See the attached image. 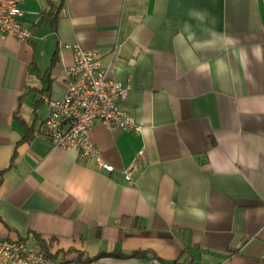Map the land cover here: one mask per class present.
I'll return each mask as SVG.
<instances>
[{"label": "crops", "instance_id": "obj_1", "mask_svg": "<svg viewBox=\"0 0 264 264\" xmlns=\"http://www.w3.org/2000/svg\"><path fill=\"white\" fill-rule=\"evenodd\" d=\"M19 9L30 39L0 42V238L70 264H264V0ZM48 10L55 30L39 27ZM73 46L130 87L122 107L140 131L87 134L110 173L35 138Z\"/></svg>", "mask_w": 264, "mask_h": 264}, {"label": "built area", "instance_id": "obj_2", "mask_svg": "<svg viewBox=\"0 0 264 264\" xmlns=\"http://www.w3.org/2000/svg\"><path fill=\"white\" fill-rule=\"evenodd\" d=\"M25 1L29 0H0V42L7 37H14L22 43L30 39V31L20 22L19 6ZM69 49L73 65L66 71L70 80L66 93L58 100L47 96L41 98L47 115L35 138L46 140L53 148L65 151L75 149L79 158H94L101 169L110 173L112 166L101 161L99 151L89 143L87 134L96 123L110 131H140L122 107L130 87L109 78L110 67H101L96 51H86L78 46ZM135 170L134 164L123 170L124 179L131 182ZM49 252L47 248L46 254L39 245L30 247L22 241L0 238V264H70L54 258ZM147 264L164 263L152 258Z\"/></svg>", "mask_w": 264, "mask_h": 264}, {"label": "trees", "instance_id": "obj_3", "mask_svg": "<svg viewBox=\"0 0 264 264\" xmlns=\"http://www.w3.org/2000/svg\"><path fill=\"white\" fill-rule=\"evenodd\" d=\"M41 22L39 24V27H49L52 30H55L56 28V12H53L52 10H48V11H44L41 13ZM54 61L51 62V66H53ZM38 245L45 251V253L47 254V246H45V243L42 241H38ZM54 258H57L55 256H53ZM96 259V258H94ZM85 262H93V259H87L85 258L82 261H79L77 263H85Z\"/></svg>", "mask_w": 264, "mask_h": 264}]
</instances>
